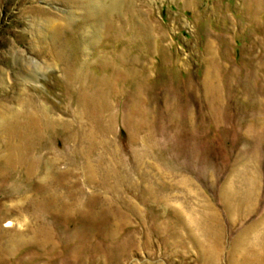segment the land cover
I'll list each match as a JSON object with an SVG mask.
<instances>
[{"label": "rangeland", "instance_id": "rangeland-1", "mask_svg": "<svg viewBox=\"0 0 264 264\" xmlns=\"http://www.w3.org/2000/svg\"><path fill=\"white\" fill-rule=\"evenodd\" d=\"M0 264H264V0H0Z\"/></svg>", "mask_w": 264, "mask_h": 264}, {"label": "bare ground", "instance_id": "bare-ground-1", "mask_svg": "<svg viewBox=\"0 0 264 264\" xmlns=\"http://www.w3.org/2000/svg\"><path fill=\"white\" fill-rule=\"evenodd\" d=\"M116 2V1H115ZM118 4V3H117ZM43 17H37L34 21L35 22H37V24H39V25H43L44 23L43 22H41V21H47L48 23L46 24V25H48V26H50V27H52V26H54V25H59V23H58V21H56L55 19H52V18H48L47 20L44 18V20L42 19ZM41 22V23H40ZM47 26V27H48ZM56 33V32H55ZM33 118V117H32Z\"/></svg>", "mask_w": 264, "mask_h": 264}]
</instances>
